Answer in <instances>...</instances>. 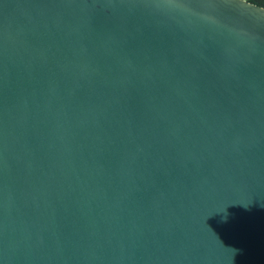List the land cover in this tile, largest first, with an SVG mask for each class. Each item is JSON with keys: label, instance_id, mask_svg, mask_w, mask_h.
Masks as SVG:
<instances>
[{"label": "water", "instance_id": "95a60500", "mask_svg": "<svg viewBox=\"0 0 264 264\" xmlns=\"http://www.w3.org/2000/svg\"><path fill=\"white\" fill-rule=\"evenodd\" d=\"M0 264H264V7L0 0Z\"/></svg>", "mask_w": 264, "mask_h": 264}, {"label": "trees", "instance_id": "16d2710c", "mask_svg": "<svg viewBox=\"0 0 264 264\" xmlns=\"http://www.w3.org/2000/svg\"><path fill=\"white\" fill-rule=\"evenodd\" d=\"M256 5L263 6L264 7V0H248Z\"/></svg>", "mask_w": 264, "mask_h": 264}]
</instances>
